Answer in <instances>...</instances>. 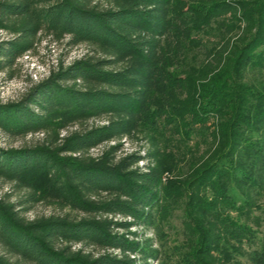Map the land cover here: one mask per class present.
Returning <instances> with one entry per match:
<instances>
[{
  "label": "trees",
  "instance_id": "16d2710c",
  "mask_svg": "<svg viewBox=\"0 0 264 264\" xmlns=\"http://www.w3.org/2000/svg\"><path fill=\"white\" fill-rule=\"evenodd\" d=\"M0 30L8 78L43 35L95 50L0 104L3 132L43 134L0 147L26 191L0 199V264H264V0H0Z\"/></svg>",
  "mask_w": 264,
  "mask_h": 264
},
{
  "label": "rangeland",
  "instance_id": "374dc122",
  "mask_svg": "<svg viewBox=\"0 0 264 264\" xmlns=\"http://www.w3.org/2000/svg\"><path fill=\"white\" fill-rule=\"evenodd\" d=\"M10 35L5 31L0 30V40L6 39ZM94 47L87 44L81 43L76 46H71L68 43V38L60 41L53 40L50 36L43 35L35 46V49L27 52L23 55L14 67V76L11 78L7 77L4 71H0V104H7L11 102L19 101L25 94H27L34 84L46 78L52 70H57L61 63L65 66L72 63L74 60L87 55H94ZM102 121H90L89 124L93 123H103ZM79 126H73L70 130L74 131L78 129ZM67 131H63L62 135H67ZM43 134H29L26 136H9L0 129V147L1 148H23L28 146H34L42 142ZM114 143V142H112ZM111 143V144H112ZM122 149L119 154H127L133 151H141L145 154L146 150L150 147L149 140L143 135L139 138H124L121 140ZM102 150V147L94 149L92 154L97 155ZM207 150V144L203 143L200 153H205ZM140 165L145 164L144 161L139 163ZM184 170L187 171L185 166ZM177 177L176 171H166L164 173V181L167 182L169 179ZM25 190H20L15 187L12 182H9L3 178H0V199H6L10 202L16 203L21 198H24ZM69 209H61L59 206L49 203L40 202L33 207L30 211L24 213L28 219H34L36 217H48L53 214H60L63 212H68ZM255 212L258 214L259 210L256 209ZM79 214L73 212V215ZM264 215V213H263ZM175 222L180 224L178 219ZM262 230H264V219ZM136 230V228H133ZM141 233L147 235L154 240V247H159L158 234L153 229H142L139 228ZM80 245H74V249H79ZM1 252V249H0ZM2 253V252H1ZM12 261L16 260L13 255L6 254ZM158 260L154 259L151 264H157Z\"/></svg>",
  "mask_w": 264,
  "mask_h": 264
}]
</instances>
